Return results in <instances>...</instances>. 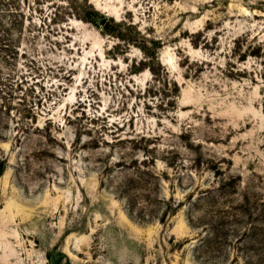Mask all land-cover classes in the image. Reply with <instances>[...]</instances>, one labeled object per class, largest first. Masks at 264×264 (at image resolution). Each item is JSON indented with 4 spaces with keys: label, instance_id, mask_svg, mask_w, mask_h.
Wrapping results in <instances>:
<instances>
[{
    "label": "rangeland",
    "instance_id": "obj_1",
    "mask_svg": "<svg viewBox=\"0 0 264 264\" xmlns=\"http://www.w3.org/2000/svg\"><path fill=\"white\" fill-rule=\"evenodd\" d=\"M11 1L0 264H246L197 249L264 223V0Z\"/></svg>",
    "mask_w": 264,
    "mask_h": 264
},
{
    "label": "trees",
    "instance_id": "obj_2",
    "mask_svg": "<svg viewBox=\"0 0 264 264\" xmlns=\"http://www.w3.org/2000/svg\"><path fill=\"white\" fill-rule=\"evenodd\" d=\"M18 2V1H17ZM11 0H0V96L7 93L9 83L11 82V74L7 72L8 66L12 59H15V55H19V45L22 39V21L24 17L20 6H12ZM12 7H15L14 10ZM14 14V15H13ZM98 12L92 11L88 14L87 18H82L87 23L96 24L100 18ZM12 18H15L12 21ZM17 18V19H16ZM1 100L3 104L7 102L5 97ZM30 116H26L25 119H29V122H16L15 131L18 134L22 131L23 133H29L37 125L38 117L45 116L48 112L41 111L40 113L32 111ZM44 114V115H43ZM4 120L0 116V131ZM41 130H38L40 133ZM36 133V132H35ZM8 168V160L5 156L0 155V177H2ZM218 193V192H216ZM211 195V193H210ZM226 195L222 193L220 196ZM201 200L207 201L209 193H204ZM2 209L0 205V210ZM180 209L178 205L172 215H175ZM244 212H249L250 207L246 205L239 208ZM228 213L227 215H231ZM161 223H165L164 220H160ZM206 225L205 234L202 235L199 240L197 252L203 256L211 257L212 255L228 256L226 253V247L232 249V253L236 254L234 262L238 261V258L246 261V264H264V223L260 226L254 225L250 222V226L245 228L241 234L234 233L232 229V219L228 218L225 222H203ZM229 226V227H228ZM234 239V240H232ZM232 254V255H233ZM230 255V252H229ZM241 255H244L241 257Z\"/></svg>",
    "mask_w": 264,
    "mask_h": 264
},
{
    "label": "water",
    "instance_id": "obj_3",
    "mask_svg": "<svg viewBox=\"0 0 264 264\" xmlns=\"http://www.w3.org/2000/svg\"><path fill=\"white\" fill-rule=\"evenodd\" d=\"M105 22H106L105 19L99 20V24L101 26H103L105 24ZM63 259H64V256H60V257H58L57 259L54 260L53 264H58Z\"/></svg>",
    "mask_w": 264,
    "mask_h": 264
}]
</instances>
